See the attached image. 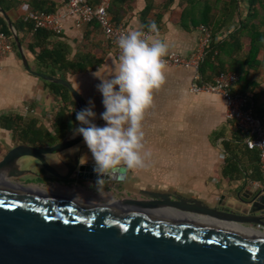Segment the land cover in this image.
<instances>
[{"label": "water", "instance_id": "obj_1", "mask_svg": "<svg viewBox=\"0 0 264 264\" xmlns=\"http://www.w3.org/2000/svg\"><path fill=\"white\" fill-rule=\"evenodd\" d=\"M7 24L27 72L66 87L78 111L87 107L69 80L31 69L8 19ZM81 141L77 134L52 145L19 143L0 158V264H264V189L233 202L222 196L212 205L171 193L113 203L36 193L11 181L37 165L59 179L96 181L95 163L64 164L63 175L46 160ZM28 159L36 166L21 171ZM125 171L117 168L105 181L115 185ZM249 225L251 233L245 230Z\"/></svg>", "mask_w": 264, "mask_h": 264}, {"label": "crops", "instance_id": "obj_2", "mask_svg": "<svg viewBox=\"0 0 264 264\" xmlns=\"http://www.w3.org/2000/svg\"><path fill=\"white\" fill-rule=\"evenodd\" d=\"M88 1L94 5L99 0ZM164 1L152 0L153 9L148 15V19L149 21L154 20L156 22L159 29L158 38L169 43V52L174 51L185 56L189 55L196 47L199 32L196 27H183L180 24L182 9L185 5L183 0H174L168 7L164 6ZM241 3L242 1L240 2V6ZM2 5L5 8L0 7V27H2V21L8 26V19L16 32L15 25L24 27L25 24L23 23L22 17L28 11H34V9H38L39 7L44 9L52 8L56 11L64 6L62 0H3ZM145 5L146 0H130L129 4H124L118 8L116 15L110 13L113 18L112 20H115L117 24L126 25L129 31L147 28L143 26L140 18V12ZM221 31L217 34V40L221 38ZM152 35H155V33ZM18 36L24 37L22 47L31 69L43 72L41 71L39 63L27 48L29 42L33 40L32 33L24 30ZM58 40L69 47V59H72L76 54H90L101 61L99 66L89 68L85 72L67 73L65 79L69 80L72 87L79 92L86 106H89L90 100L94 102L95 107L93 110L97 113L95 123L101 120L103 126L105 122L99 118V114L105 109L102 104V94L97 90L96 85L101 82L99 78L108 79L115 73V65L118 63V57L115 55L113 48L104 40L97 24L94 22L75 27L72 21L68 20L65 23L63 32L55 35L51 39V42L54 43ZM228 51L220 49L218 54L219 58L225 61V66L230 67L232 62L235 63L241 59L242 54H231ZM235 66L236 64H232V67ZM256 72L249 70L247 79L245 81L237 80L233 90L236 93L246 94L248 96L254 94L256 98H250V102L257 113L260 116H264V69L261 68L259 73ZM190 74L191 72L189 70L182 67H167L166 83L154 92V106L146 113L161 111L164 107L157 106V104L165 103V109L170 114L169 118H173V112L175 110L174 104H181L180 114L179 112L175 114L179 118L188 117L189 106L187 104L190 100ZM56 77L61 76L56 75ZM253 83L256 84L255 88L252 85ZM252 87L254 88L253 90H251ZM213 100L215 101L214 104L217 105V109H219L221 118L217 126L210 131L209 136L214 137L219 142L222 160L213 171L208 172L203 178L196 181L197 188L194 194H188V191L177 192L182 197L198 199L209 205L215 203L222 196L223 200L233 202L237 198H244V195H248L254 188L257 190L264 189V180L260 175L258 160L253 159L252 154L249 155L248 151L245 150L241 134L235 128L234 124L225 118L222 99L219 97L213 98ZM68 102V115L72 117L73 121H77V107ZM61 104V100L53 94L46 80L27 72L19 53L14 49L12 52L0 58V116L4 114H19L22 116L32 114L41 118L49 114L53 118ZM70 128L71 123L69 124V130ZM238 139H241L242 142H236ZM223 141H228L230 147L239 150L237 165H235L236 170L231 174L223 173ZM19 143L18 140L15 141L13 133L10 130L0 127L1 157L10 147ZM57 155L62 157V153ZM130 174L131 171L126 169L124 179L119 181L120 184L117 185L116 189L110 187V190L106 194L99 195L95 193L93 196L97 199L114 203L122 198H146L151 193H168L167 189L151 191L143 190L142 186H139L138 190L140 195L137 197L130 196L126 192L120 195L119 192L121 191H119V188L127 181ZM255 182H259L260 186L256 187L254 185ZM142 191L146 194L144 197L141 195ZM84 193L86 194L83 195L92 194L91 191ZM251 229L250 225L245 228L248 233H251Z\"/></svg>", "mask_w": 264, "mask_h": 264}, {"label": "trees", "instance_id": "obj_3", "mask_svg": "<svg viewBox=\"0 0 264 264\" xmlns=\"http://www.w3.org/2000/svg\"><path fill=\"white\" fill-rule=\"evenodd\" d=\"M0 0V7L5 8ZM130 0H110L109 12L116 15L118 8L124 4H129ZM174 0H165L164 6L168 7ZM185 5L182 9L180 24L183 27H197L204 24L211 28L212 36L210 44L206 50L203 62L200 66V74L203 81L209 82L220 72L234 71L238 79L245 81L249 70H256L262 61L259 58L264 52V0H244L247 8L245 13L240 12V2L242 0H183ZM153 9L152 0H146V5L140 12L141 22L147 27L150 22L148 15ZM34 11L53 12L52 8L34 9ZM113 19V18H112ZM236 20V21H235ZM113 23L117 24L115 20ZM234 22V25H233ZM24 27L15 28L18 34L24 30L31 32L33 40L29 42L27 48L39 63L41 71L52 76L59 75L65 78L67 73L85 72L89 68L99 66L101 61L90 54H76L72 59L69 47L62 41L51 42L56 35L43 28L33 30L30 23L23 22ZM95 23V22H94ZM233 26L225 38L217 40V34L224 28ZM0 32L5 33L13 40L12 33L6 23L2 21ZM244 37L246 41L244 42ZM21 43L24 37L19 36ZM13 49L18 53L13 41ZM229 50L228 53H241L242 57L235 67L225 66V61L219 58V50ZM231 70H228V69ZM50 90L57 96L62 104L50 121L49 127L43 126L39 120L33 116H22L19 114H4L0 116V127L10 130L22 144L29 145H52L63 140L69 132L70 119L68 116V100L76 106L69 90L61 84L46 81ZM255 88L256 84H252ZM252 87L251 90L254 89ZM246 95V94H244ZM255 99L254 94L250 95ZM250 99V100H251ZM68 102V103H69ZM254 114L260 116L256 109ZM236 142H242L238 139ZM224 167L223 173L228 174L236 170L238 151L229 146L228 141H223ZM245 150L253 159L258 160V152L255 149H248L244 144ZM236 162V163H235Z\"/></svg>", "mask_w": 264, "mask_h": 264}, {"label": "clouds", "instance_id": "obj_4", "mask_svg": "<svg viewBox=\"0 0 264 264\" xmlns=\"http://www.w3.org/2000/svg\"><path fill=\"white\" fill-rule=\"evenodd\" d=\"M147 28L155 35L137 29L118 37L120 54L115 73L108 79L99 78L96 88L102 94L105 109L99 118L104 125L95 123L97 113L91 100L89 106L76 112L79 126L74 134L82 135L95 161L93 171L99 193L115 169L145 170L151 166L152 150L146 147L143 121L154 106V92L166 83L164 58L169 55L170 45L158 38L154 20Z\"/></svg>", "mask_w": 264, "mask_h": 264}, {"label": "rangeland", "instance_id": "obj_5", "mask_svg": "<svg viewBox=\"0 0 264 264\" xmlns=\"http://www.w3.org/2000/svg\"><path fill=\"white\" fill-rule=\"evenodd\" d=\"M214 1L211 0L212 3ZM243 4L244 0L240 6V12L244 14L247 6ZM243 41H246L245 37ZM259 58L262 64L256 70H252L258 71L256 73H259L261 68L264 69V52H261ZM213 98H219V95L209 92L196 94L190 92V100L187 104L189 113L188 117L184 118H179L175 114L176 112L180 114L181 104H174L173 118H169L170 114L165 109V103L157 104L164 107L161 111L146 113L143 130L146 147L152 150L151 166L145 170H130L129 178L119 188L122 192H119L120 195L126 192L130 196L137 197L140 195L139 186H142L143 190L151 191L167 189L168 193L174 195L185 191L194 194L197 188L196 181L213 171L222 160L219 142L209 136L210 131L217 126L221 118ZM28 116L37 118L39 123L46 127H49L52 120L49 114L41 118L32 114ZM68 116L71 128L67 136L77 135L74 133L79 122L73 121L72 117ZM96 123L102 126L101 120ZM71 150H81L83 160H94L84 141L70 148L68 152ZM46 160L49 165L62 169L57 155L49 154ZM35 164V161L28 159L22 161L21 167H32L36 166ZM26 179L31 180L28 177ZM141 193L142 197L146 195L143 191Z\"/></svg>", "mask_w": 264, "mask_h": 264}, {"label": "built area", "instance_id": "obj_6", "mask_svg": "<svg viewBox=\"0 0 264 264\" xmlns=\"http://www.w3.org/2000/svg\"><path fill=\"white\" fill-rule=\"evenodd\" d=\"M63 8L46 13L28 11L22 20L32 25L33 30L43 28L59 35L63 32L66 21L71 20L75 27L95 22L105 41L113 48L119 57L120 49L117 44L118 37L129 31L124 24H115L109 12L110 0H99L97 4H91L88 0H62ZM228 27L221 31L224 38ZM197 44L189 55H182L171 51L165 57L168 67H182L191 72L189 91L193 94L209 92L219 95L224 103L225 118L231 121L241 134L244 144L248 149L258 152V164L260 175L264 180V116L254 114L250 96L234 92L238 75L234 71L220 72L209 82L203 81L200 74V66L204 60L206 50L210 44L212 30L210 27L199 24ZM148 35V28L141 29ZM13 51V40L5 33L0 32V58ZM254 185L259 187V182Z\"/></svg>", "mask_w": 264, "mask_h": 264}, {"label": "flooded vegetation", "instance_id": "obj_7", "mask_svg": "<svg viewBox=\"0 0 264 264\" xmlns=\"http://www.w3.org/2000/svg\"><path fill=\"white\" fill-rule=\"evenodd\" d=\"M69 149H66L62 152V157L55 154L58 157V161H59V164L62 166V169H59L53 165L52 166L59 174H63V175L67 174L68 171L64 164H66L67 166H71L73 168L76 163L78 162L81 163L84 161L81 150H77V151L71 150L68 152ZM85 163H95V161L86 160ZM26 168L20 167V170L21 171L28 170ZM31 170L32 171L27 172V174L25 175L22 174L18 178H11V181L28 188V191L31 190L36 193L49 190V191L60 192V193L82 196V197H88V198H94V199H97L95 196H93L95 193L99 195L106 194V192L110 190L109 189L110 187L116 189L117 185L120 184V182H116L114 185L110 183L109 181H105L104 185L100 187L99 189L100 193H99L96 189L97 188V185L95 184L96 181L80 182L72 178H68L64 180L59 179L56 176H53L52 174L43 170V168L40 165H37ZM26 177L31 178V180L26 179ZM86 191H91L92 194L89 193L87 195H83V194H86L84 193ZM153 196L154 194L151 193L146 198H151ZM118 200H121V199H118Z\"/></svg>", "mask_w": 264, "mask_h": 264}, {"label": "bare ground", "instance_id": "obj_8", "mask_svg": "<svg viewBox=\"0 0 264 264\" xmlns=\"http://www.w3.org/2000/svg\"><path fill=\"white\" fill-rule=\"evenodd\" d=\"M162 212L165 213V214H174L171 212L170 209H162Z\"/></svg>", "mask_w": 264, "mask_h": 264}]
</instances>
